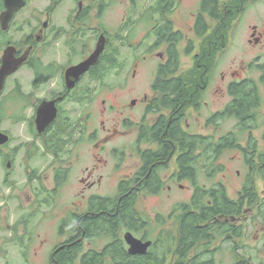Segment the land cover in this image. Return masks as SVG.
Listing matches in <instances>:
<instances>
[{"label": "flooded vegetation", "instance_id": "1", "mask_svg": "<svg viewBox=\"0 0 264 264\" xmlns=\"http://www.w3.org/2000/svg\"><path fill=\"white\" fill-rule=\"evenodd\" d=\"M26 1L25 5L14 14L8 29L6 31L0 29V39L5 41L1 50L2 55L7 47H13L14 57L23 59L19 68L5 78L0 93V133L8 137V142L0 146V163L5 170L14 168L17 163H27L23 161V157L17 162L24 148L16 147L5 151L6 145L11 140L9 128L14 132L17 131L20 137L26 136L30 139V147L25 148L28 162L33 163L35 157L44 158L42 168L46 170V175L43 176L42 181L49 182L51 188L43 186L40 193L33 188L28 205L40 206L32 209L31 215L34 210L36 212L46 205L55 204L60 190L75 178V172L79 173L77 182L86 192V195L81 196L83 211L81 214L69 211L61 218L57 234L62 239L52 251L62 250L70 238L69 235H72L71 231L65 230L66 233L61 231L68 216L81 219L88 215L97 220L99 216H112L121 211L126 220L125 207L128 208V203L132 200L137 210L136 204L140 194L157 196L165 188L171 190L175 183L183 188L185 186L178 183L186 182L190 191L188 200L176 202V206L171 211V213L178 211L177 213L182 217L183 206L191 205L194 199L195 178L200 174L209 180L218 173L224 172L225 165L219 162L224 153L235 149L241 153L244 162H246V151L256 158L264 155L259 151L258 141L253 135L261 125H258L257 117L256 122L249 120L245 129L239 127L240 123L235 120L234 129L226 131V111L231 101L229 95V101L224 102L220 108L209 111L205 117L200 113L203 107L208 109L210 104L204 100V95L212 79L214 59L218 61L219 55L225 49L227 40L225 13L230 10L241 12L246 4L256 0L224 2L215 0L213 8L211 3L204 4L205 0H199L198 9L191 16L193 18L191 30L195 38L202 40L195 49L193 40L187 39L183 50L180 46L186 38L182 31L176 28L172 18L179 9V0L151 2L144 0L139 4L135 0H49L42 11L44 20L33 27L34 32H30L21 40H7V32L10 31L17 15L26 7ZM126 1L128 4L124 9L118 33L125 34V41L126 38L128 39L125 44L131 50L142 52L137 54L134 58L136 62L131 64L134 68L133 76H137L143 66H149V70H152L153 78L150 84L152 96L147 100L145 96L144 101L137 99L130 101L131 109H137L139 104L143 105L142 115L137 119L121 112L120 117L115 120L113 118L104 120L103 117L109 113L105 107L101 110L98 107L100 79L111 76L114 68L117 71L121 70V68L117 69L118 65L116 67L114 57L107 53L112 46L107 22L110 23L109 17L115 12V4ZM3 11L4 6L1 13ZM210 12L214 13L213 17ZM211 24H215L213 28ZM140 28L144 30V35L139 42H136L138 43L136 47L132 41L135 42V35L138 33L136 30ZM255 31L253 28L251 35L253 39L249 40V44L253 46H257L260 42V37H256ZM5 35H7L6 39ZM100 46L103 49L96 63L84 73L74 76L71 69L88 60ZM2 55H0V66ZM182 57L192 61V69L182 72L180 66ZM211 57L212 62L209 60ZM195 60L197 66L201 67L199 70L202 73L197 92L192 76ZM176 61L178 65L172 70ZM252 65L248 64L247 67L251 68ZM256 70L260 75L255 81L264 84L262 80L264 69L258 65ZM180 75L187 79L181 89H162L164 81L177 79ZM219 79L225 83V97L228 94V86L232 83L254 81L242 77L226 82L223 74ZM154 82H157L155 90H153ZM258 86L256 85L261 99ZM103 87L105 90L112 89L107 84ZM173 99L172 103L170 100ZM104 105L105 102H102V106ZM261 106L262 100L260 108ZM113 109L114 106L110 105L109 110ZM194 114L197 119L199 117L204 120L203 128L207 133L194 131V124L189 120L193 117L195 121ZM152 115L155 117L153 118ZM107 121L110 123V128L106 125ZM4 123H8V127H2ZM229 134L237 139L236 145L231 149H228L225 143ZM239 135L244 136L247 146L239 142ZM263 136L264 127L262 140ZM196 139L207 141V145L204 147L196 145ZM211 144L220 147L219 150L212 149ZM86 147L88 148L85 149ZM85 150L88 151L85 153ZM183 155H188L187 174L181 173L179 160ZM198 155L200 158L196 162L194 158ZM215 155H217L213 160L215 164L210 165V157ZM131 157H136L139 163L132 171L126 173ZM172 166L173 170H171ZM26 173L31 183L40 181L33 165L30 164L26 168ZM196 173L197 176L194 175ZM247 175L248 173L240 189L237 190L236 198L229 197L230 199L238 200ZM9 176V173L5 172L1 181L8 180ZM197 183H199L198 179ZM102 187L107 188L109 192L101 194L96 191L102 190ZM199 187L206 188L200 183ZM39 194L43 196L40 198ZM45 211L43 214H46ZM172 214L168 216L172 218ZM26 216H30L29 212ZM157 217L158 215L155 218ZM235 220L237 219L234 218L231 222ZM147 225L149 224L144 220V224L134 231L126 230L124 225L125 229L121 230L119 235L124 242L123 237L126 233L132 236L133 233H142L139 240L154 243L157 239L149 240V235L145 232ZM81 235L83 238V232ZM125 246L128 250V246L126 244Z\"/></svg>", "mask_w": 264, "mask_h": 264}, {"label": "rangeland", "instance_id": "2", "mask_svg": "<svg viewBox=\"0 0 264 264\" xmlns=\"http://www.w3.org/2000/svg\"><path fill=\"white\" fill-rule=\"evenodd\" d=\"M49 0H27L26 7L21 10L17 15L16 20L10 27V31L7 32V40H21L29 34L34 32L33 27L38 25V22L43 21L44 7L47 5ZM149 2L154 0H148ZM226 0H221L224 2ZM137 4L144 2V0H135ZM147 2V0H146ZM199 0H179V9L173 14V20L177 29H180L184 34L186 41L180 46L183 50L187 39L193 40L195 49L200 44L202 39L195 38L192 33L191 17L196 9H198ZM127 1L124 3L115 4V12L113 16L109 17L107 22V29L109 31L110 41L112 46L108 49L107 53L114 57L117 69L112 70V75L108 76L107 79H100L98 93V107L99 110L105 107L108 110V115L104 116L103 119L113 118V120L120 117V113L130 114L136 119L142 114L141 108L143 105L137 104V109L129 108L130 101L132 100H143L146 96V100L151 98L152 93L150 91V84L153 78L152 70H149V66H143L139 70L137 76H133L132 62H136L134 58L137 54H141L140 50H131L125 43L128 42L125 34L122 32L118 33V29L121 25L122 15L127 7ZM215 24H211L213 28ZM138 28V27H137ZM253 28L256 30V37H260V42L257 46L249 44V40H252ZM138 33L135 35L136 44L143 37V29L140 28ZM5 35V39L7 38ZM1 40V39H0ZM144 40H142L143 42ZM5 42V41H3ZM141 42V43H142ZM199 42V44H198ZM146 43V42H145ZM138 44V43H137ZM136 44V47H137ZM148 46V44H147ZM24 48V47H22ZM0 49V55L2 50ZM133 51V52H132ZM182 52V51H181ZM219 60L214 59L212 79L209 84V88L204 95V100L208 101V109L202 108L200 113L205 117L209 111L220 108L224 102L229 101V96L225 97L224 86L225 83L219 79L220 75L225 76L226 82H229L238 78H251L256 80L259 77V72L256 70V66H260L264 63V0H256L245 5L241 12H238L234 20L230 23L227 30V40L224 51L219 55ZM216 62V65H215ZM248 64H253L251 68H248ZM257 64V65H255ZM181 69L187 71L192 69V61L189 58L182 57ZM256 82V81H255ZM107 84L111 86V90H105L103 86ZM259 84V86H258ZM259 88V93L262 100V106L258 110V125L259 129L255 130L253 135L258 141V149L264 153V141L261 138L264 127V84L256 82ZM102 102L105 105L102 106ZM113 105L114 109L109 110V106ZM28 112V111H27ZM153 118L155 115H152ZM194 114V118H196ZM151 116H149V119ZM99 120H102V118ZM194 124V131L207 133V130L203 128L204 120L196 118L193 121V117L189 118ZM8 123H4L2 127H8ZM106 125L110 128V123L107 121ZM235 127V120H227L225 129L231 131ZM11 134V140L5 147V151L14 149L16 147L24 148L22 153L17 159L20 161L23 157L22 163H17L14 168L11 167L9 170H5L2 163H0V264H49V257L52 253V249L56 244H59L60 238L58 236V225L61 218L65 216L69 211H75L82 213L83 211V199L81 196L86 195V192L82 185L77 182L79 173L75 172V178H72L67 186L60 190L57 195V201L55 204L46 205L44 208L34 210L33 215L32 209H37L40 205L31 204L28 205L30 200V194L33 188L38 193L41 192V187L51 188L49 182L45 183L42 181L46 170H43L42 159L28 162L25 148L30 147V139L27 137H20L17 131L14 132L11 128L8 129ZM133 131V130H131ZM240 136V141L243 146H247V141L243 135ZM86 147L85 149H87ZM41 149V148H40ZM88 150H85L86 153ZM21 159V160H22ZM41 160V162H38ZM220 163L225 165L224 172L218 173L213 178L207 180L203 175H198V180L201 185H205L206 188H212L217 182L222 183L226 189V193L230 198L235 199L237 196V190L240 189L242 182L246 174L248 173L249 167L245 164L240 152L228 150L224 153L220 160ZM138 159L131 157L129 162V168L126 170L132 171L138 166ZM27 164V165H26ZM33 165L36 174L39 175L40 181H34L31 183L30 178L27 176L26 168ZM173 166L171 170H173ZM170 170V172H171ZM9 173L8 180L1 181L4 173ZM255 187L259 198L264 195V179L256 172L253 173ZM42 181V182H41ZM183 188L173 184L171 190L164 189L160 195H144L140 194L137 199L136 208L140 216L149 224L146 227V234L149 235V240H156L161 237L163 233H170L174 237L176 236L179 228V220L181 218L178 211H171L176 206V202L186 201L189 198L190 191L187 189L188 183L181 182ZM167 186V185H166ZM103 189L96 190L98 193L107 194L109 190L102 187ZM43 194H39L41 198ZM258 206L252 208H246L242 216L237 217L232 224L235 227L241 228V235L239 237H233L230 242H225V237H221L214 241L210 246V251H214L212 257L216 264H232L235 260H245L250 264H264V215L258 211ZM50 209V210H49ZM46 210V214L44 213ZM50 213H47V212ZM29 212L30 216H26ZM176 212V213H175ZM172 214V218L168 215ZM156 215H158L157 218ZM31 223H30V220ZM156 219V220H155ZM24 222V223H23ZM145 227V226H144ZM35 230V232L33 231ZM34 233V234H32ZM142 233H133L135 238H140ZM108 239L100 238L97 239L96 249L102 248ZM237 246V247H235ZM92 245L89 242L83 243V250L91 248ZM95 247V246H94ZM236 248L234 251L233 249ZM216 250V251H215ZM195 251L190 253L189 258L194 257ZM203 256V258L207 259ZM174 257L168 258V264L173 262ZM78 264V261L76 262Z\"/></svg>", "mask_w": 264, "mask_h": 264}, {"label": "trees", "instance_id": "3", "mask_svg": "<svg viewBox=\"0 0 264 264\" xmlns=\"http://www.w3.org/2000/svg\"><path fill=\"white\" fill-rule=\"evenodd\" d=\"M215 0H205L204 4L211 3L213 8ZM3 10V0H0V13ZM238 11L230 10L226 15V32L230 23L234 20ZM213 17L214 13L210 12ZM1 33V30H0ZM4 42L0 40V49ZM212 57L209 58L212 62ZM178 65L175 62L172 70ZM195 60L194 72L192 74L195 83V90L200 85L202 73L199 70ZM264 69V65H260ZM180 75L177 79H171L162 83V89L169 88L176 90L181 89L186 84V77ZM264 80V77L262 78ZM157 82L153 83V90L156 89ZM228 95L231 101L227 106V120H237L239 127H247L249 120L256 122L260 108L261 99L258 95L256 84L252 80L232 83L228 86ZM174 101L173 100H170ZM171 104V102H169ZM264 141V136H263ZM237 139L229 134L226 139V147L234 148ZM212 143V142H210ZM198 146H206L207 141L195 140ZM219 146V145H218ZM210 147L219 150L211 144ZM200 156H196L194 160L197 162ZM217 155L211 156L210 165H214V159ZM188 155L180 157L181 173L189 171L187 165ZM245 164L249 167L247 178L242 186L238 200H232L226 193L224 185L221 183L214 184L212 188L199 187L196 181V192L191 205H184L183 216L179 220V228L176 236L170 233H163L161 237L152 243L148 252L144 256H131L127 252L122 238L121 230L134 231L144 224V219L135 209L134 204L129 202L126 208V220L124 214L119 211L112 216H99L92 218L91 216L78 218L68 216L65 224L63 223L61 231L70 232L69 240L62 250L52 251L49 264H168V258L174 257L170 264H216L209 246L221 237H225V242H230L233 237L241 235V228L235 227L231 220L242 216L243 210L258 206V211L264 215V195L259 198L253 173H257L264 179V155L258 158L254 157L249 151L245 152ZM195 162V163H196ZM213 168V167H212ZM209 174V173H207ZM194 175H198L197 173ZM124 225L125 228H124ZM66 230V231H65ZM84 237L82 238L81 233ZM77 233V234H76ZM106 238L108 242L100 249H96L97 239ZM83 239V240H80ZM79 240V241H78ZM84 241L89 242L92 247L83 250ZM95 246V247H94ZM237 247V246H235ZM236 248L233 249V251ZM195 251L194 257L189 258L190 253ZM216 251V250H215ZM208 256L207 259L206 256ZM203 256L205 258H203ZM232 264H250L249 262L237 259ZM262 264V263H261Z\"/></svg>", "mask_w": 264, "mask_h": 264}, {"label": "water", "instance_id": "4", "mask_svg": "<svg viewBox=\"0 0 264 264\" xmlns=\"http://www.w3.org/2000/svg\"><path fill=\"white\" fill-rule=\"evenodd\" d=\"M24 5L25 0H3L4 11L0 14V29L2 31H6L8 29L9 23L12 21L14 14ZM102 49V46H100L88 60L71 69L74 72V76L84 73L91 65L96 63ZM14 52L15 49L13 47H7L1 57L0 93L3 89L5 78L13 74L23 62V59H16L14 57ZM7 142L8 137L0 133V146L6 144ZM123 239L125 244L128 246L127 252L131 256H144L152 246L151 241L143 242L133 237L130 233H126Z\"/></svg>", "mask_w": 264, "mask_h": 264}]
</instances>
